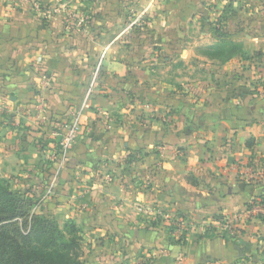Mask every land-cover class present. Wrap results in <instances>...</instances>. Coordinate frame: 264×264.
Masks as SVG:
<instances>
[{
  "label": "crops",
  "instance_id": "1",
  "mask_svg": "<svg viewBox=\"0 0 264 264\" xmlns=\"http://www.w3.org/2000/svg\"><path fill=\"white\" fill-rule=\"evenodd\" d=\"M42 1L38 12L0 0V176L41 198L53 151L94 81L82 133L38 212L78 218L91 238L120 236V262L108 255L104 264H126L130 247L146 245L126 233L141 212L146 227L163 220L139 232L157 243L143 249L162 258L150 264H264V219L242 215L264 193V57L252 55L264 37L245 41L250 59L198 50L217 41L210 22L221 8L233 11L226 30L244 34L248 20L231 22L248 15V0ZM252 170L260 176L248 180ZM158 206L183 211L185 246L168 249L169 222L149 212ZM226 217L236 218L234 234L221 226Z\"/></svg>",
  "mask_w": 264,
  "mask_h": 264
},
{
  "label": "trees",
  "instance_id": "2",
  "mask_svg": "<svg viewBox=\"0 0 264 264\" xmlns=\"http://www.w3.org/2000/svg\"><path fill=\"white\" fill-rule=\"evenodd\" d=\"M226 20L210 22L217 41L198 50L221 62L236 56L250 59L243 43L226 30ZM257 196L264 203V193ZM36 205L27 190L14 189L11 179L0 176V264H86L81 260V242L75 231L68 233L53 215L34 211ZM161 221H151L148 227H157ZM168 225L170 247L185 246L183 236H172L175 227ZM235 243L243 253L241 244ZM160 261L162 258L157 263Z\"/></svg>",
  "mask_w": 264,
  "mask_h": 264
},
{
  "label": "rangeland",
  "instance_id": "3",
  "mask_svg": "<svg viewBox=\"0 0 264 264\" xmlns=\"http://www.w3.org/2000/svg\"><path fill=\"white\" fill-rule=\"evenodd\" d=\"M242 5L243 4H238L236 6V8L239 9V7H241ZM224 8H221L220 12H222V13H221L219 18H222L225 20L230 15H232L233 11L231 9L224 10ZM222 10H224V11H222ZM262 11H264V3L259 7V6H256L255 0H248V15H246V13L239 14V17H242V18L232 19V22H231L233 24L236 22L240 23L241 20H243L244 22L246 20H248V30H245L244 34H236V36H235L236 41L242 42L244 45L246 40H248V42H251L252 39H254L253 36L254 37H256V36L264 37V14L262 13ZM226 25L227 24L225 23V26ZM243 28L245 29L246 27L243 26ZM246 33H248L247 37H245ZM242 38L244 40H241ZM252 55L254 57L258 58L257 60L263 59V57H264V42L262 43L259 50L254 51ZM181 71L183 72V70H181ZM204 71H205V68H202V70H200V71H194L195 73H192V77L193 78H197V77L201 78L203 75H205ZM162 74H163V76L165 75L164 73H161L160 76H162ZM189 75H191V73H189ZM162 79H165V78H162ZM135 115H136V113H135ZM139 116H141V120H142V118L143 119L146 118L148 116V114L142 113ZM127 158H129V156ZM53 162L57 165L59 164L58 161L53 160ZM56 168H57L56 165H51L49 167L48 172H47L48 178L46 179V182H45L46 186L49 184L50 180L52 179L53 173L56 170ZM110 171L114 172L113 169H111ZM60 178L61 177H58V180L56 183V188L59 186L58 182H59ZM11 183H12V181H11ZM13 183H15V181H13ZM13 183H12V187L14 189H18V187H16V188L14 187ZM55 193H54V195H55ZM28 195L33 197L35 202H37V204L39 203V198H40L39 195L40 194L39 195L38 194H33V195L28 194ZM54 195L51 197V199H53ZM68 204H74V201H71ZM38 211L39 210H36V212H38ZM176 212L178 213L179 216H181V217H183V219H185L182 210L177 209ZM139 214L140 215L137 217V223H130V226L128 228H126V230H127L126 233H127L128 239L132 240V242L134 241L137 243H144L146 245L144 247L141 246L138 249V251H136L135 249H132L130 247L129 250L126 251V253H124V256H123L126 264L130 260V258H132L129 261L131 263L133 261H136V262L139 261L140 262V263H132V264H150L152 260H154V262H155L158 259L157 255H155L156 257H154V254H159L158 252H155L152 255L153 257H150V255L148 256L147 252L143 253V249L146 246L149 249H154V248H156L155 246L157 245V243L156 242H149L144 237L139 235V232L141 230H154L153 225L151 227H148V226L146 227L144 225L149 220H152L149 217L150 215L145 214L143 212H141ZM58 215L59 216H55V215H53V216L58 220L62 229H66L68 231V233H70V231L72 229H73V231H75V234L77 235V237L79 238V240L81 242V249H80L81 260L86 261V264H104L107 261L106 259H104V257H107L108 255H109V260L114 261L115 263L120 262V260L117 259L118 255H115V252H116V250H119L123 246L121 244L122 241H120L121 237L118 235L119 232L116 230V228H114L112 226L111 231L113 232L112 234L115 237L119 236V241H116V239H113V242H109L108 240H105L106 236L104 237V236H99V235H94L93 238H91L89 235V232L93 226H83L81 223H79L78 218H77V220L74 219L73 217L68 218L65 216L64 213L59 212ZM156 219L157 220H155V221L158 222V219H160V218H156ZM184 223H185V220H184ZM142 225H144V226L141 227ZM168 229H169V227H168ZM192 230L193 229L188 227V224H187L186 231L188 232V231H192ZM164 238L166 241L170 242V240H169L170 236L169 237L166 236ZM109 240L111 241V239H109ZM106 241H108V242H106ZM111 264H114V263H111Z\"/></svg>",
  "mask_w": 264,
  "mask_h": 264
},
{
  "label": "built area",
  "instance_id": "4",
  "mask_svg": "<svg viewBox=\"0 0 264 264\" xmlns=\"http://www.w3.org/2000/svg\"><path fill=\"white\" fill-rule=\"evenodd\" d=\"M9 1L11 2V4H15V3L22 4L29 2L32 4L34 10L38 12H42L43 9L45 8V5L43 4L42 0H9ZM65 16H66V20L70 22L71 19L74 17V11L69 7H65ZM94 84L95 83L93 81L81 105L78 106L75 110H72L71 112V119L66 124L65 133L63 134L62 139L59 141L58 145L53 151L52 159L54 161H58L59 164L57 165V168L54 171L52 179L50 180L45 192L42 194L40 201H44L50 198L55 193L58 177L61 176L62 169L69 159V151L77 143L82 133V127H83L82 119L85 111L91 107L90 96ZM47 107L48 104L46 99L44 97H40L35 106L37 116H39L40 118L45 117V112L47 110ZM259 176L260 173H258V171L252 170L251 173L248 174V180H255ZM39 203L34 207V211L38 209ZM149 212H151L155 217L158 216L163 218L164 221L169 222V224L174 226L175 233L177 235H181L183 233L184 231L183 229L185 227L184 219L183 217L179 216L175 210L158 206L154 209H149ZM242 215L243 217L246 218L264 216V203H261L257 199L252 200L251 204L246 207L244 212H242ZM235 220H236L235 217L234 218L226 217L221 222V226L223 227L224 230H226L230 234H234L233 224Z\"/></svg>",
  "mask_w": 264,
  "mask_h": 264
},
{
  "label": "water",
  "instance_id": "5",
  "mask_svg": "<svg viewBox=\"0 0 264 264\" xmlns=\"http://www.w3.org/2000/svg\"><path fill=\"white\" fill-rule=\"evenodd\" d=\"M152 234V233H151ZM167 247H170L169 243L166 244Z\"/></svg>",
  "mask_w": 264,
  "mask_h": 264
}]
</instances>
